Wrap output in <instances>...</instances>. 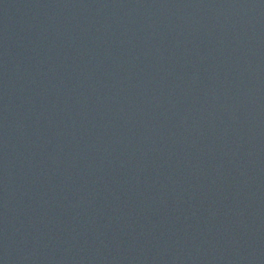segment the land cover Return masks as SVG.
I'll return each instance as SVG.
<instances>
[{
	"label": "water",
	"instance_id": "1",
	"mask_svg": "<svg viewBox=\"0 0 264 264\" xmlns=\"http://www.w3.org/2000/svg\"><path fill=\"white\" fill-rule=\"evenodd\" d=\"M0 264H264V0H0Z\"/></svg>",
	"mask_w": 264,
	"mask_h": 264
}]
</instances>
